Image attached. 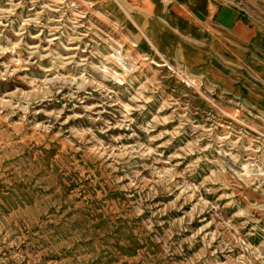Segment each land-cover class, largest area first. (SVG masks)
<instances>
[{
    "label": "rangeland",
    "instance_id": "1",
    "mask_svg": "<svg viewBox=\"0 0 264 264\" xmlns=\"http://www.w3.org/2000/svg\"><path fill=\"white\" fill-rule=\"evenodd\" d=\"M220 2L198 77L115 29L152 0H0V264H264V0Z\"/></svg>",
    "mask_w": 264,
    "mask_h": 264
},
{
    "label": "bare ground",
    "instance_id": "2",
    "mask_svg": "<svg viewBox=\"0 0 264 264\" xmlns=\"http://www.w3.org/2000/svg\"><path fill=\"white\" fill-rule=\"evenodd\" d=\"M196 1L198 2V0ZM228 1L233 2L234 0ZM111 6L112 5L109 3L107 8H110ZM124 9L126 15H124L117 6H112L109 11L118 17L115 21V29H119V25L125 26L128 36L133 44L139 48L140 54L138 57L150 59L158 67L173 68L174 62L175 64L180 63L179 65H181V62H185L187 64L185 69L191 76H203L207 66L210 64L208 59L203 60V56L201 57L198 52H196V43H201L204 47L209 48L211 43L210 39H215L218 33L223 37L230 39L234 38L229 31L235 30L234 24L237 16L235 9L233 11V17L226 18L225 16H219L217 25L209 21L198 24L197 22H192V20H181L183 23L176 25L170 23L154 24L150 23L151 18H148L136 7H128L125 5ZM238 18H240L239 15ZM183 32H188V37L192 38L193 41L188 38L186 40L182 36ZM252 33L254 32H251L250 36ZM257 42L261 45V49H264V38L261 34L258 35ZM109 47L112 49L111 52H113V54L109 55V58H112L113 56L117 61H121V64L125 65L130 71L138 68L137 62L134 59L129 60L128 57H130V55L121 49L122 46L116 47L109 45ZM141 49L145 50L147 54L141 51ZM221 49L223 51L220 52L223 53H225L224 51H226V49L228 52L230 51L231 54H234L235 52V55L238 58L241 56L243 57L245 53V50L241 49L238 43L235 45V42L233 46L231 44L224 45ZM245 56L246 55H244V57ZM142 66L145 67L147 64L142 62ZM116 78L121 80V78L117 76ZM217 84L222 86L223 83L218 82ZM228 88L230 93L233 90L234 92L236 91V95L239 98H241V96L243 97V93H246L245 90H241L235 84L229 83ZM230 88H232V90H230Z\"/></svg>",
    "mask_w": 264,
    "mask_h": 264
},
{
    "label": "crops",
    "instance_id": "3",
    "mask_svg": "<svg viewBox=\"0 0 264 264\" xmlns=\"http://www.w3.org/2000/svg\"><path fill=\"white\" fill-rule=\"evenodd\" d=\"M155 8L153 15L147 14L150 23L182 24L181 20L197 22L198 24L209 21L218 24L219 16L233 17L234 7L232 4L220 2V0H152ZM135 7V6H132ZM139 8V7H137ZM189 33L182 36L187 40ZM187 37V38H186ZM200 39V38H198ZM202 48H200L201 50ZM219 54H223L219 52Z\"/></svg>",
    "mask_w": 264,
    "mask_h": 264
}]
</instances>
